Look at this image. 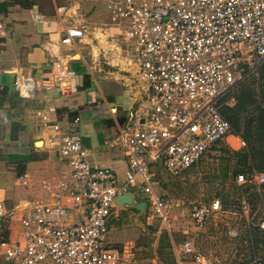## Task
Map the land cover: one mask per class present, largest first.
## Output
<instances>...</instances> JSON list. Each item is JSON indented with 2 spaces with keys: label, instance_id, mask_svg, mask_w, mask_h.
<instances>
[{
  "label": "built area",
  "instance_id": "1",
  "mask_svg": "<svg viewBox=\"0 0 264 264\" xmlns=\"http://www.w3.org/2000/svg\"><path fill=\"white\" fill-rule=\"evenodd\" d=\"M104 1L107 21L95 39L108 43L109 51L123 61L117 70L125 75L124 86L132 96L116 136L127 160L125 181L118 185L110 168L88 163L82 134L50 119L55 106L39 109L47 132L44 147L60 164L37 182L43 193L37 200L16 206L18 215L3 213L0 204V216L9 218L7 234L0 230V264H136L133 243L114 248L104 243L108 224L116 217L117 196L131 193L128 188L138 179L145 209L167 221L169 202L153 191L147 171L151 164L158 162L169 175L178 176L220 143L246 147L221 110L234 104L225 96L264 61V0ZM58 10L65 14L68 9ZM89 33L72 20L63 27L60 43L69 48L89 43ZM53 66L51 76L16 73L13 91L28 99L37 90L62 88L68 61L58 58ZM80 122L76 115L70 123ZM20 179L25 186L33 184L26 176ZM234 181L264 200V172L253 169ZM234 206L241 217L252 210L247 193ZM222 211L224 205L215 198L193 206L188 217L202 227ZM255 225L264 232V216ZM228 234L237 236V229H228ZM181 249L191 257L180 264H226L194 255L189 241Z\"/></svg>",
  "mask_w": 264,
  "mask_h": 264
},
{
  "label": "crops",
  "instance_id": "2",
  "mask_svg": "<svg viewBox=\"0 0 264 264\" xmlns=\"http://www.w3.org/2000/svg\"><path fill=\"white\" fill-rule=\"evenodd\" d=\"M60 7H66L67 12L59 13ZM104 7V0H0V204L3 213H17L16 206L29 201L22 198L35 194V191L26 190L32 186L23 185L20 177L26 176L31 183L36 180L37 184L38 178L44 173L43 169L40 170L41 162L36 163L38 159L31 158L35 151L48 152L44 147L47 132L37 115L41 108L55 106L56 113L49 114V117L51 120L57 119L65 128L71 127L73 117L80 116L81 129L75 128L74 131H81L82 144L88 153L91 152L95 164L108 167L124 156L116 138L120 127L116 113L121 106L119 101H126L123 96L128 92L124 88L125 75L117 70L118 76L101 77L117 83L122 94L119 101H114L115 98H105L99 89L100 100L96 90L97 78L100 76L93 78L85 70L99 65L100 58L109 51L108 43L95 39L101 35L106 22V16L102 17ZM35 14H38V19H35ZM72 20L84 24L87 29H95L94 32L89 31L92 33L89 44L98 46L91 49V64L84 59L81 46L69 48L60 43L63 27ZM72 49H75L73 54L69 53ZM58 58L68 61L67 78L62 88L47 92L37 90L35 96L28 99L16 95L12 87L16 73L51 76L56 70L53 62ZM76 60L81 61L80 67L71 70L70 61ZM107 63L103 61L104 65ZM94 68L92 73H100V68ZM113 72L110 74L113 75ZM131 106L132 102L126 112ZM102 114L110 116L105 124ZM18 161L27 162L20 176L15 172ZM54 171L47 172L45 176ZM5 218L8 217L0 216V223H8Z\"/></svg>",
  "mask_w": 264,
  "mask_h": 264
},
{
  "label": "rangeland",
  "instance_id": "3",
  "mask_svg": "<svg viewBox=\"0 0 264 264\" xmlns=\"http://www.w3.org/2000/svg\"><path fill=\"white\" fill-rule=\"evenodd\" d=\"M106 15L107 11L105 9L102 17L105 18ZM94 30V28L89 29L90 32H94ZM91 35L92 33L89 34V37ZM77 46H81V49H79L83 50L84 59L91 64V49L98 46L95 43H92V45L80 43ZM74 50H70L69 53L73 54ZM103 61L108 62V65H104ZM120 62H122V65L119 64ZM98 63L99 65H93L96 70L101 69L98 74L92 73L94 67L84 68H86L87 73H90L89 75L94 76L93 78L100 76L97 78L99 88L96 86L99 99L102 100L99 93L101 90L105 98H115L114 101H119L122 94L121 87L114 81L101 77L118 76L116 71L119 67H123V61L116 56L114 51H108L105 53V57L100 58ZM80 64V60L70 61L71 70ZM111 71H114L113 75L110 74ZM259 81V72L256 68L249 77L225 96V100L227 102L233 100L234 102L238 93L249 89L255 93V99L258 100ZM123 96L126 101H119L121 106L117 108L116 113L119 125L126 118V108L132 102V96L129 92L124 93ZM260 108H264V105L257 106L253 104L242 113L240 132L243 130L244 120L256 116ZM102 115L104 117L102 122L105 124L107 120H110V116L108 114ZM81 126L82 122L77 126L71 124L70 130L81 129ZM77 132L81 134L80 130H77ZM239 150L224 142L220 143L214 149L205 153L194 166L178 176L169 175L158 162L151 164L147 171L152 174L151 186L153 191L169 202L167 221L155 216L150 209L136 210L133 207L134 203L144 201V196L139 190L138 179H135L128 188V191L135 198L134 202L128 205H118L116 217L111 219L112 222L110 221L105 233L104 243L106 247H121L122 244L130 242L134 244L133 253L136 264H146L151 260L156 264H180V262L183 263L182 261H185V263L190 262L191 256H185L181 249L182 242L189 241L194 250V255H199L208 261L219 260L226 264H239L240 262L254 264V261L261 259L262 264H264L262 244L252 247L253 245L248 240V234L253 225L255 226V223L264 216V200H260L256 196V200L253 201L254 206L251 205L252 210L248 217H241L238 209L234 206L237 195L243 193L241 188L243 185L236 184L232 176L233 171L240 166L237 162L238 157L233 152ZM35 152L34 155L36 154L35 157L38 159L36 163L40 161V170H44V173L38 179L46 177L47 172L56 170L59 167L60 162L53 153L49 151ZM90 153L86 157L88 163L91 166L100 167V164L93 162ZM108 168L114 171L117 184H123L125 171L128 169L126 158L120 156L116 162L113 161L108 165ZM249 173L250 171L247 172V174ZM33 181L35 183L32 182V187L26 190L29 192L35 191V194H32V196L29 194V196L22 199L35 201L43 194L36 185V180ZM35 186L36 189L38 188L37 190ZM215 198L222 202L224 211L214 214L202 227H196L188 217L189 210L195 205L208 204ZM19 210L20 208L17 209L16 215H18ZM5 219L9 220V218ZM2 223L6 226L9 225L7 222ZM15 227L16 222L12 221V231ZM231 228L237 229V236L228 234V229ZM262 236L264 239V234Z\"/></svg>",
  "mask_w": 264,
  "mask_h": 264
},
{
  "label": "trees",
  "instance_id": "4",
  "mask_svg": "<svg viewBox=\"0 0 264 264\" xmlns=\"http://www.w3.org/2000/svg\"><path fill=\"white\" fill-rule=\"evenodd\" d=\"M257 68H258L259 80H260L258 84L259 99L258 100L255 99V93L250 89L247 91H241L236 95L233 106L231 107L224 106L221 110L223 116L230 122L233 131L236 134H238L242 139H244L246 142L245 148L233 152V154L237 155L238 157L237 162L240 165V166L238 165L239 168L237 167V169L234 170L232 173L234 180L237 174H246L249 171L251 172L254 168L255 170L264 172V108H260L256 116L251 118H246V120H244L243 130L241 132L239 131L240 117L242 113L249 106L253 104H256L257 106L264 105V61ZM125 120L126 119H123L121 126L125 123ZM215 147L216 146H214L212 149H214ZM31 158L35 160L36 157L34 155H31ZM26 163H27L26 161H18L15 164V172L17 176L23 174L26 167ZM241 188L243 193H247V197L251 205L254 206L253 201L256 200L257 195L254 192H252V190H250L248 185H243L241 186ZM242 194H238L237 197H239ZM0 230L3 235H6L7 234L6 224L0 223ZM262 234H264V232L258 229L256 225L255 226L253 225V228L248 234V240L253 245L252 247L254 246L257 247L258 244H262L263 246L262 250L264 252V239ZM258 261L260 264L263 263L261 259H258Z\"/></svg>",
  "mask_w": 264,
  "mask_h": 264
},
{
  "label": "water",
  "instance_id": "5",
  "mask_svg": "<svg viewBox=\"0 0 264 264\" xmlns=\"http://www.w3.org/2000/svg\"><path fill=\"white\" fill-rule=\"evenodd\" d=\"M133 202H134L133 195L131 193H125V194L117 196V198H116V203L118 205H128V204H132ZM133 207L136 210H144L145 209V202L140 201L138 203H134Z\"/></svg>",
  "mask_w": 264,
  "mask_h": 264
}]
</instances>
